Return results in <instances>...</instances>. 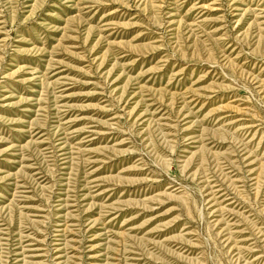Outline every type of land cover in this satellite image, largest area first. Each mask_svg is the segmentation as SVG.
I'll return each instance as SVG.
<instances>
[{"label":"rangeland","instance_id":"1","mask_svg":"<svg viewBox=\"0 0 264 264\" xmlns=\"http://www.w3.org/2000/svg\"><path fill=\"white\" fill-rule=\"evenodd\" d=\"M0 264H264V0H0Z\"/></svg>","mask_w":264,"mask_h":264}]
</instances>
